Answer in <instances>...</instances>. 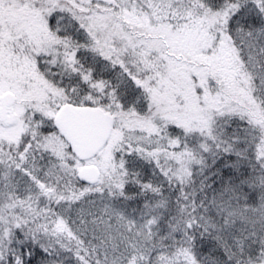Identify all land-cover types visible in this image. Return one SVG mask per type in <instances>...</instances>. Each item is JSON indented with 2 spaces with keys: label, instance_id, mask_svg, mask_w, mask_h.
Instances as JSON below:
<instances>
[{
  "label": "snow or ice",
  "instance_id": "1",
  "mask_svg": "<svg viewBox=\"0 0 264 264\" xmlns=\"http://www.w3.org/2000/svg\"><path fill=\"white\" fill-rule=\"evenodd\" d=\"M0 264H264V0H0Z\"/></svg>",
  "mask_w": 264,
  "mask_h": 264
}]
</instances>
